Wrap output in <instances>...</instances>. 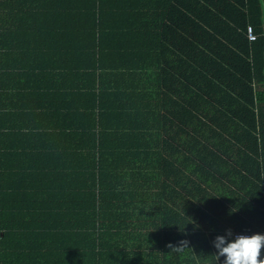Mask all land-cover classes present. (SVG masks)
Here are the masks:
<instances>
[{
	"label": "trees",
	"instance_id": "trees-1",
	"mask_svg": "<svg viewBox=\"0 0 264 264\" xmlns=\"http://www.w3.org/2000/svg\"><path fill=\"white\" fill-rule=\"evenodd\" d=\"M0 231V264L264 234V0H0Z\"/></svg>",
	"mask_w": 264,
	"mask_h": 264
},
{
	"label": "clouds",
	"instance_id": "clouds-1",
	"mask_svg": "<svg viewBox=\"0 0 264 264\" xmlns=\"http://www.w3.org/2000/svg\"><path fill=\"white\" fill-rule=\"evenodd\" d=\"M231 235L229 230L228 236ZM184 244L186 247V242ZM214 245L218 250V259L224 257V264H264V259L261 258L264 250V234L238 235L232 241H228L225 236H218Z\"/></svg>",
	"mask_w": 264,
	"mask_h": 264
},
{
	"label": "built area",
	"instance_id": "built-area-1",
	"mask_svg": "<svg viewBox=\"0 0 264 264\" xmlns=\"http://www.w3.org/2000/svg\"><path fill=\"white\" fill-rule=\"evenodd\" d=\"M248 36H249V39H250V40H255V39H256V35H255L254 31H253L252 26H249V27H248ZM0 234H1V231H0ZM238 235L251 236V235H253V233H251V232H236V233L233 235V237L235 238V237L238 236Z\"/></svg>",
	"mask_w": 264,
	"mask_h": 264
}]
</instances>
